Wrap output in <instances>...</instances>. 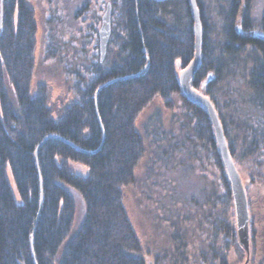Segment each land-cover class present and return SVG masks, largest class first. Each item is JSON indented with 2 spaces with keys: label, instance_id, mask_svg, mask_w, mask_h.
I'll return each mask as SVG.
<instances>
[{
  "label": "trees",
  "instance_id": "obj_1",
  "mask_svg": "<svg viewBox=\"0 0 264 264\" xmlns=\"http://www.w3.org/2000/svg\"><path fill=\"white\" fill-rule=\"evenodd\" d=\"M210 1L218 3L215 20L209 19ZM110 3L103 65L99 54L90 55L91 67L76 76L57 106L46 82L32 83L34 7L28 0H0V264H145L122 192L145 153L135 120L155 96L168 109L178 98L194 143L215 168L220 192L212 194L216 212L209 214L203 258L227 264L222 252L236 233L226 213L233 202L230 183L208 112L186 100L178 81V70L195 52L189 0ZM196 4L201 59L191 86L212 102L237 171L247 168L263 180L264 13L256 26L261 33H255L252 0ZM99 20L87 24L92 43ZM70 163L86 174L75 173ZM71 190L82 199L83 218L70 236L76 209Z\"/></svg>",
  "mask_w": 264,
  "mask_h": 264
},
{
  "label": "rangeland",
  "instance_id": "obj_2",
  "mask_svg": "<svg viewBox=\"0 0 264 264\" xmlns=\"http://www.w3.org/2000/svg\"><path fill=\"white\" fill-rule=\"evenodd\" d=\"M28 1L34 7L38 28L32 83L46 82L51 102L59 106L76 76L84 74L85 66L91 67L89 56L99 54L95 45L98 36L92 37V43L87 24L101 17L110 0ZM208 4L209 19L215 20L218 3ZM263 13L264 0H252L255 33H261L256 26ZM106 54L99 61L102 65ZM175 105L168 109L155 96L137 116L135 128L144 139L145 153L135 167L134 182L123 189V205L140 240L145 264H207L203 255L207 256L210 245L207 237L213 217L209 214L216 212L211 199L212 194H219L220 185L215 168L193 141L187 113L178 98ZM70 168L86 174L79 164L70 163ZM247 170L239 168L249 213L248 253L235 233L233 243L228 240L229 247L222 252L227 264H264V179ZM71 193L76 209L70 236L83 218L82 199L74 190ZM226 213L235 228L233 202Z\"/></svg>",
  "mask_w": 264,
  "mask_h": 264
},
{
  "label": "water",
  "instance_id": "obj_3",
  "mask_svg": "<svg viewBox=\"0 0 264 264\" xmlns=\"http://www.w3.org/2000/svg\"><path fill=\"white\" fill-rule=\"evenodd\" d=\"M191 12L194 19V32H195V52L193 59L178 75V81L183 96L191 103L201 105L210 117V121L213 127L215 140L220 152V156L230 183V190L234 206L235 214V230L238 241L242 244L246 253H248L249 244V229H248V206L246 195L242 183L241 176L236 169V166L231 159L221 122L214 109V106L210 99L198 92L191 86V80L197 71L198 65L201 59V21L199 15V9L196 4V0H189ZM111 21V4H106L105 11L101 16V25L98 31L99 42V56L100 60L103 58L108 37L110 34V22ZM264 39V36H261ZM179 65V62L176 63Z\"/></svg>",
  "mask_w": 264,
  "mask_h": 264
},
{
  "label": "flooded vegetation",
  "instance_id": "obj_4",
  "mask_svg": "<svg viewBox=\"0 0 264 264\" xmlns=\"http://www.w3.org/2000/svg\"><path fill=\"white\" fill-rule=\"evenodd\" d=\"M107 3H108V2H107ZM107 3H106V4H107ZM110 4H111V3H110ZM105 7H106V5H105Z\"/></svg>",
  "mask_w": 264,
  "mask_h": 264
}]
</instances>
